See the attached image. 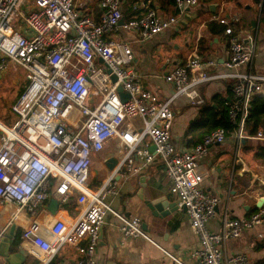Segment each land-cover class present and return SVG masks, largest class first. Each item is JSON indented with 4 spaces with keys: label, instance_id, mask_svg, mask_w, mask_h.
<instances>
[{
    "label": "built area",
    "instance_id": "1",
    "mask_svg": "<svg viewBox=\"0 0 264 264\" xmlns=\"http://www.w3.org/2000/svg\"><path fill=\"white\" fill-rule=\"evenodd\" d=\"M77 1L0 0V78L20 71L24 81L7 109L10 124L0 120L9 130L0 127V240L18 225L19 249L40 264H50L64 246L75 249L78 264H97L99 233L110 213L124 241L151 242L138 218L113 211L107 200L122 181L157 162L198 240L199 249L191 253L195 264H251L245 254H226L225 244L264 224V209L246 217H232L227 208L219 214L221 199L201 186L200 162L211 146L225 143L226 131L213 130L189 150H179L171 129L181 99L201 106V86L232 81L231 98L222 103L239 147L252 100L264 94V74L251 71L256 35L234 32L237 15L217 18L227 41L226 71L210 73L215 61L193 53L164 74L174 91L160 98L144 88L132 68L130 43L117 36L123 31L148 40L176 26L199 0H173L175 15L167 18L155 12L152 0H141L122 25L124 0H98V20L79 12ZM257 2L264 7V0ZM16 19L22 29L13 25ZM241 66L246 72L237 71ZM112 140L119 144L120 162L92 187L93 159ZM51 198L59 203L55 212L46 207ZM70 201L79 208L76 215L60 211ZM212 220L220 223L218 232L208 228Z\"/></svg>",
    "mask_w": 264,
    "mask_h": 264
},
{
    "label": "crops",
    "instance_id": "2",
    "mask_svg": "<svg viewBox=\"0 0 264 264\" xmlns=\"http://www.w3.org/2000/svg\"><path fill=\"white\" fill-rule=\"evenodd\" d=\"M140 1L124 0V20L132 16V6ZM152 7L162 18L175 15L171 1L152 0ZM77 9L82 14L92 15L95 20L99 19L98 0H78ZM187 15V19L185 13L176 26L148 40L138 41L133 33L123 31L117 36V39L130 43L133 51L132 68L140 76L144 88L160 98L172 94L174 89L164 81V74L184 63L193 53H197L203 60L215 61L210 73H224L227 41L222 32L223 27H220L216 19L232 15H237L240 19L239 23L233 24L235 33L248 32L256 35V55L251 71L264 74V7L259 8L257 0H199L198 6ZM246 70L245 66L237 69L241 73ZM1 79L7 78L3 76ZM231 87L232 81H211L200 87L203 105H192L183 99L178 102L171 129L172 142L177 149L189 150L198 143L197 135H187L186 132L193 121L199 118L202 107L208 104L214 106L215 98L221 102L222 98L229 100ZM243 144L244 140L239 147L236 146L232 131L227 135L225 143L211 146L200 162L199 171L203 177L201 186L206 192L216 194L221 199L217 208L219 214L227 208L232 217H246L256 212L260 199H264V185L258 182H264V166L252 160L251 155L244 151ZM118 150V142L112 140L94 157L90 183L92 187L106 177L109 170L107 161L119 164L122 156ZM236 156L240 163L235 161ZM168 188L169 182L162 166L157 162L120 183L118 194L107 200L110 208L124 217L138 218L151 242L142 238L124 241L118 228L119 220L108 213L99 233L97 264H195L196 259L191 253L199 249L198 240L191 232L189 218L179 210L177 201ZM160 196L166 197L169 202L167 210L175 211L157 218L152 215L153 211L148 205L152 199ZM260 208L264 209V200ZM60 211L76 215L79 208L70 201ZM208 228L218 232L220 223L216 220L209 221ZM18 233L20 235L21 228ZM17 248H21L20 244ZM225 251L228 255L245 254L251 264H264V224L244 231L238 239L228 240ZM23 256V264H40L27 251ZM78 258L73 247L64 246L50 264H78Z\"/></svg>",
    "mask_w": 264,
    "mask_h": 264
},
{
    "label": "trees",
    "instance_id": "3",
    "mask_svg": "<svg viewBox=\"0 0 264 264\" xmlns=\"http://www.w3.org/2000/svg\"><path fill=\"white\" fill-rule=\"evenodd\" d=\"M167 1H171L173 4V0ZM220 27L223 26L220 25ZM223 31L224 27L222 28V32ZM213 102L215 103L214 106L208 104L207 106L201 108L199 118L193 121L186 132L187 135L191 133H193V135H197L196 141H198V143L205 134L213 130L219 128L224 129L227 135L233 130L231 125L228 123L226 107L224 104L221 102V100L217 101L216 98ZM6 114L7 120L3 121L5 124L9 125L10 114L8 110ZM244 132L246 136L243 144L244 151L249 153L252 157V160H254L258 165L264 166V140L262 139L264 137V96H255L253 98L252 108L246 121ZM198 143H195L194 145ZM18 236L19 233L17 234V237L14 241L15 248H17V246L20 244Z\"/></svg>",
    "mask_w": 264,
    "mask_h": 264
},
{
    "label": "water",
    "instance_id": "4",
    "mask_svg": "<svg viewBox=\"0 0 264 264\" xmlns=\"http://www.w3.org/2000/svg\"><path fill=\"white\" fill-rule=\"evenodd\" d=\"M188 12L189 11H186V16H185L186 19L188 16L187 15ZM123 21L124 19H120L119 24L122 25ZM117 92L120 94V97L122 98V100H125L128 97L127 94L122 92V89L120 87L117 89ZM154 149H155L154 146L150 147L151 152L154 151ZM114 164L115 163L112 160L107 161V167L109 169H111ZM263 200H264L263 198L260 199L257 205L258 208L261 207ZM168 204L169 202L167 201L166 197L160 196V197H156L152 199L148 206L153 211L152 215L158 218V217H165L175 211V210L173 211L167 210ZM58 205L59 203L57 200L53 198L49 200L48 207L49 208L53 207L54 208L53 212L56 211V209L58 208ZM182 211L183 213H185L184 210ZM18 231H19L18 225H13L9 227L4 233V235L2 236L0 240V258L2 259V262H0V264H23L24 259H25L23 256V253L20 249L15 248V244H14Z\"/></svg>",
    "mask_w": 264,
    "mask_h": 264
},
{
    "label": "rangeland",
    "instance_id": "5",
    "mask_svg": "<svg viewBox=\"0 0 264 264\" xmlns=\"http://www.w3.org/2000/svg\"><path fill=\"white\" fill-rule=\"evenodd\" d=\"M13 25L22 29V25L17 23V19L14 21ZM16 74L17 75L7 73L5 75L7 79L0 80V120L2 121L7 120L6 112H7L8 106L13 102L18 92L21 90L23 82H24L22 73L20 71H17ZM9 121H10V118H9Z\"/></svg>",
    "mask_w": 264,
    "mask_h": 264
},
{
    "label": "bare ground",
    "instance_id": "6",
    "mask_svg": "<svg viewBox=\"0 0 264 264\" xmlns=\"http://www.w3.org/2000/svg\"><path fill=\"white\" fill-rule=\"evenodd\" d=\"M0 123H1V121H0ZM0 127L9 132L8 128H6L2 123H1Z\"/></svg>",
    "mask_w": 264,
    "mask_h": 264
}]
</instances>
